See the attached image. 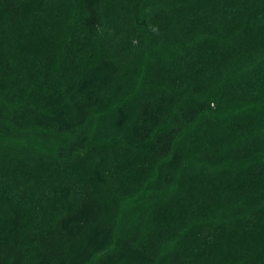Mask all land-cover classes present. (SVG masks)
<instances>
[{
	"label": "trees",
	"instance_id": "1",
	"mask_svg": "<svg viewBox=\"0 0 264 264\" xmlns=\"http://www.w3.org/2000/svg\"><path fill=\"white\" fill-rule=\"evenodd\" d=\"M118 1L83 0V23L141 29L151 39L141 58L104 45L100 31L66 33L75 45L52 79L57 33L48 18L33 21L49 0H0V79L30 95L33 125L69 132L98 111L92 132L68 145L70 179L0 215V264H264V0ZM129 141L165 171L143 239L108 220L102 189L152 175Z\"/></svg>",
	"mask_w": 264,
	"mask_h": 264
},
{
	"label": "rangeland",
	"instance_id": "2",
	"mask_svg": "<svg viewBox=\"0 0 264 264\" xmlns=\"http://www.w3.org/2000/svg\"><path fill=\"white\" fill-rule=\"evenodd\" d=\"M116 2L119 4L118 0ZM97 6L99 9L100 1L97 2ZM85 16L83 0H49L46 8L34 16V23H36V20L42 22V20L44 21L45 18H48L49 21H52V27L57 33L56 40L55 38L52 39V46L48 40V49L50 51L53 50L51 53L48 51V56H46L51 61L50 75L52 79H54L56 72L61 68L59 66L62 55L65 54L69 46L75 45L73 37L66 40L67 34L77 33L78 36L82 35L81 39L83 41L93 32L100 31L104 33V35L101 34V37H103L102 42H105L104 45L116 48L120 54H124V52L127 56L134 54L136 55L135 59L141 58L138 53H143L141 49L149 46L151 42L150 38L147 39L140 32L141 29L127 32L122 30L115 33L111 32L109 30L111 22L107 25L100 22L95 28L86 27L83 23ZM56 41L57 45H55ZM90 46H92L91 42H89L88 47L91 49ZM88 61L86 59L81 64H87ZM132 62L129 59L126 60L125 64L123 63L121 77L124 76V72L129 67L127 64ZM67 63L70 65L71 60H68ZM75 68H71L74 73H76ZM44 69L47 70V67ZM38 79H41V74ZM62 79H64V76H62ZM7 81H9L7 77L6 79L3 77L0 79V116H2L0 119V215L11 212L7 210L10 207L11 209L20 207L18 203L20 204L22 201L35 198L38 194L40 196L41 194L45 195L44 185L52 184L54 181L59 182L70 179L64 167V155L68 156V145L71 141L80 139L83 135H89L92 132L98 112L93 110L86 125L73 128L69 132L58 133L47 129L40 130L33 125L32 117L26 111L30 107V95L25 92L9 94L6 86ZM121 81H123L122 78L120 79ZM134 82L131 84L126 83L122 89L109 96L107 100H104L100 108L106 109L108 106L110 108L118 96H121L122 93L134 86ZM115 87V85L111 87L106 94L112 92ZM125 145L129 146L130 152L125 149L129 156L137 154L142 161H144L145 157L149 159L152 175L144 176L143 178L152 177L153 179L148 184H143L146 181L139 176V171L136 172L132 182H137V184L142 182L140 186H135L130 182L131 179L129 180L130 183L127 182L128 184L126 183V185L113 178H108L105 185L102 186L103 191L109 195V205L106 212L109 215L108 220L118 227L121 232L136 231L138 238L143 239L146 236L145 234L157 223V219H154L151 214V206L152 204L155 205L157 200H159V187L165 180L162 174L165 171L162 169L160 177L157 176L159 173L157 158L152 157V153L147 150L146 145L136 146L132 141L125 142ZM63 149L64 154L60 155ZM129 186L132 187L129 188ZM98 189L101 191L100 188ZM141 189H144V196L140 200L139 191ZM168 194L170 195V193ZM7 203L9 204L7 205Z\"/></svg>",
	"mask_w": 264,
	"mask_h": 264
}]
</instances>
